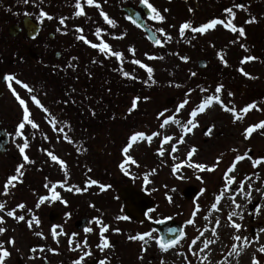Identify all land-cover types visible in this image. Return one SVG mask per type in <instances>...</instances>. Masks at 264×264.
Masks as SVG:
<instances>
[{
  "label": "rangeland",
  "instance_id": "374dc122",
  "mask_svg": "<svg viewBox=\"0 0 264 264\" xmlns=\"http://www.w3.org/2000/svg\"><path fill=\"white\" fill-rule=\"evenodd\" d=\"M105 2L94 0V4L89 6L86 0H81L84 11L79 16L82 32L91 43L100 44L103 41L111 51L121 52L123 58L118 60L84 43L81 65L86 63L89 68L88 65L93 63L91 68L94 67L91 76L89 72L86 79L81 76L68 90L75 105L70 109L66 107L62 95L57 105L54 94L50 93L46 98L38 94L44 121H33L37 128L27 124L31 142L24 154L29 157L30 162L27 163L30 167H25L24 159L20 156L23 161L17 167L24 165L21 168L22 178L14 181L15 187L10 186L7 194L3 191L0 197V203L5 204L4 210L0 211L4 221L0 227L5 229L0 234V242L10 253L3 264H74L82 256L81 264H90L95 260L98 264L101 260L104 264H234L229 254L233 252V245L237 247L235 235L247 237L248 246L245 247L253 250L247 254L244 264H252L253 256L259 264H264V253L259 251V247L264 245V242L259 245L264 240V232L260 231L264 228V194H261L264 190V160L253 166L254 160L264 157V129H255L248 139L244 138V130L248 126L264 121V0L253 7L251 18L255 17V22L246 23L245 18L242 19L240 27L244 28L245 36H240L237 45L224 42L219 45H197V42L159 48L151 45L146 38L132 41L128 37L130 31L124 29L122 20L106 12ZM75 3L76 0H72L71 5ZM97 3L100 8L95 6ZM101 10L116 22L115 26L107 24L109 31L105 24H101L105 22L100 16ZM94 22V33L90 39L89 27ZM97 28L101 29L99 37L96 35ZM130 49H134V53ZM182 56L187 57L189 62L182 60ZM213 56L217 58L215 62L212 61ZM246 56L256 59L245 61ZM204 58L210 62L209 66L200 69L197 63ZM133 60L151 67L152 78L149 79L147 71ZM124 72L134 79L125 77ZM244 72L249 76H245ZM126 79L129 86L124 81ZM135 83L145 84L144 91L131 93ZM221 84L220 99L228 107H234L243 118L234 122L232 113L223 110L215 101L203 113H198L195 118L190 117L191 110L203 98L215 95V88ZM230 92L233 95L230 96ZM135 97L141 99L135 110L129 112ZM186 99L188 103L177 111ZM249 104L255 107L247 113L239 111ZM168 117L180 123L169 120L161 128V123ZM190 118L197 123V127L184 132L183 126ZM210 126H214L212 132L204 134V130ZM187 127L191 128V125ZM135 132L146 135L155 132L159 135L153 136L151 141L134 142L125 154L122 149ZM165 135L173 139L165 143ZM181 135L184 142L177 143ZM173 144L177 148L175 152L171 151ZM193 147L196 152L188 158L186 154ZM161 148L164 149L163 156L159 154ZM49 152L62 160L64 166L53 161ZM246 152L248 155L245 159L235 162V169L227 173L235 180L225 190V172L234 163L235 156ZM128 155L137 163L126 162ZM122 163L128 175L121 170ZM189 163H201L206 168L189 167ZM176 165L179 167L173 174L172 168ZM214 165L212 171L207 170ZM235 171L238 173L233 175ZM145 175L151 181L148 184L144 183ZM92 179L110 187L101 191L99 183H88ZM241 183L243 192H250V196L242 194ZM128 184L154 201L152 209L155 211L150 212L142 223L124 213L118 192ZM188 187H195L197 191V195L190 199L184 196ZM77 188L81 191L77 192ZM53 191L59 194V200L52 199ZM217 195L221 199L217 209H212L211 204L216 202ZM41 196L49 199L37 208ZM168 196L172 197L171 203ZM239 196L242 199L241 211L234 222L241 224V229L237 232L226 219V215L230 216L233 212L231 204L226 201L230 199L229 202L233 203V199ZM223 201L226 203L222 204ZM254 201H257L256 208ZM20 203L25 204L24 209L16 207ZM10 210H14L16 215H24L25 221L17 222L13 217H8L7 211ZM52 211L61 215L55 222L49 219ZM32 216L37 217L39 224L33 221L29 228L27 221ZM118 216L127 219H117ZM85 218L90 220V224L83 230L77 229L75 223ZM94 218L109 226L103 235L110 247L103 251L97 247L102 225H97ZM190 218L194 223L186 224ZM164 220L178 222L185 233L183 239L168 251H161L153 240H148L142 248L143 241L129 239L144 232L159 238L160 235L150 224ZM53 226H56L58 233L55 239L52 236ZM88 228L92 231H86ZM117 228L120 231H114ZM37 232L42 235H36ZM200 232L216 238V246L206 250L200 247L199 242L193 244L192 240L200 236ZM9 239H13L14 243L9 244ZM77 244L80 246L76 247ZM86 252L91 255L86 256Z\"/></svg>",
  "mask_w": 264,
  "mask_h": 264
},
{
  "label": "flooded vegetation",
  "instance_id": "af4514ba",
  "mask_svg": "<svg viewBox=\"0 0 264 264\" xmlns=\"http://www.w3.org/2000/svg\"><path fill=\"white\" fill-rule=\"evenodd\" d=\"M260 1L149 0V3L165 17L163 22L150 20L148 10L140 0H106L104 8L109 16L113 14L122 20L124 29L130 31L128 37L132 41L146 38L156 48L163 45H186L197 42H199L197 45L204 43L219 45L222 42L237 45L241 40L238 32L233 33L223 25H217L204 34L185 30L183 37L179 34V28L185 22L199 27L214 18L224 19L227 23L229 18L224 11L226 8H233L235 18L231 22L240 27L242 19L245 18L244 22L250 20L254 5ZM71 3L72 0L69 3L67 0H42V2L28 0L27 3L25 0H0V197L3 195L8 178L16 175V167L23 161L20 159L18 145H22L25 138L28 145L31 142L27 124L21 130L23 136L15 135L17 125L23 119V108L13 95L12 89L25 101L30 113L29 118L32 121H44L41 111L43 107L40 108L33 102V96L38 100L40 93L44 98L50 93L54 94L58 105V99L62 95L65 106L70 109L75 103L68 90L73 88L81 76L86 79L88 72L91 76L93 63L88 65L89 68L86 63L81 65L84 41L78 37L84 34L77 32L78 28L82 29V23L76 15L75 5ZM237 4L243 7H234ZM40 11L46 12L52 19L40 17ZM61 19L64 20L63 24L60 23ZM142 22L154 33L156 39L161 40V45L148 39L140 25ZM101 24H105L109 31L106 22ZM94 25L95 22L89 27L90 39L94 33ZM159 28H163L165 33L171 36V40L165 42L166 38L157 32ZM135 42L132 43L136 44ZM216 60V56H213L212 61ZM200 61H205V66H209L210 62L207 58ZM186 62H189V59ZM5 75L15 76L16 79L27 84L32 91L29 92L16 84L15 80L10 82L11 88H9V82L3 79ZM137 85L138 83L134 84L133 92L135 87L138 88L143 84ZM61 105L59 100V106ZM23 164L26 168L30 167V164L24 161Z\"/></svg>",
  "mask_w": 264,
  "mask_h": 264
},
{
  "label": "snow or ice",
  "instance_id": "6c2138e0",
  "mask_svg": "<svg viewBox=\"0 0 264 264\" xmlns=\"http://www.w3.org/2000/svg\"><path fill=\"white\" fill-rule=\"evenodd\" d=\"M27 2H28V0H25V3H27ZM86 3H87V5L91 6V5L94 4V0H86ZM140 3L148 10L149 19L150 20L158 21V22H163L165 20V17L163 15H161L160 11L157 8H155L151 3H149V0H140ZM95 6L97 8H100V5L98 3ZM234 7L242 8L243 6L237 4ZM75 8L77 9V11H76V15L77 16H80V15H83L84 14V11H83V8H82V5H81V0H76ZM165 11H167V9H165ZM224 11L228 14L229 20H228L227 23L225 22L224 19H219V18L211 19L209 22L204 23V24H202L199 27H194L191 23L185 22V23L181 24V26L179 28V34H180V36L183 37L185 35V30H190L193 33L204 34L207 30L212 29V28H215V26H217V25H223L224 27L230 29L233 33H237L238 32L239 36H241V37L245 36V30H244V28L243 27H237V26H235L231 22V20L235 18V13L233 12V8H226ZM39 16L40 17H47L48 19H52V17L49 16L44 11H40ZM100 16L103 17L104 21L108 25L115 26V23L116 22L114 20L110 19L109 16L103 10L100 11ZM129 19H131V18H129ZM253 22H255V17H252L250 20L246 21V23H253ZM60 23L63 24L64 23V20L61 19ZM133 23H135V21H133ZM77 32H82V29H79L78 28L77 29ZM157 32H159L161 36H163V37L166 38L165 42L171 40V36L168 35L167 33H165V31H164L163 28L157 29ZM100 34H101V29L100 28H97L96 29V35H97V37H99ZM78 39L84 41V43H86V44H91V47H93V48H99V50L101 52L105 53V54H110L112 56H115L118 60H122V58H123V54L121 52H119V51H115V52L111 51L110 46L107 43H104L103 41H101L100 44L91 43L90 41H88L85 38L84 35H80L78 37ZM155 43L157 45H161L162 44V42H161L160 39H156L155 40ZM130 51H132L134 53L135 50L134 49H130ZM153 58H155V57H149V59H153ZM181 59L187 61L188 58L182 56ZM221 59L223 60V57H221ZM254 59H256V57H254V56H246L244 58L245 61H251V60H254ZM132 62L135 63V64H138L141 68H144L147 71V73H148L149 79L152 78L153 69L151 67H148L147 65L141 63L139 60H133ZM224 63L226 64V61H224ZM241 71L243 72V69H241ZM243 74L245 76H249V74L246 73V72H244ZM123 75L125 77L133 78L134 79V77H131L130 74L127 73V72H124ZM192 75H195V73H192ZM3 79L5 81H8L9 82V85H8L9 88H11V83L10 82L13 81V80H15V83L16 84L21 85L22 87H24L25 89H27L29 92L32 91L31 88H29V86L27 84L22 83L20 80L16 79L15 76H13V75H5L3 77ZM222 88H223V85L222 84L221 85H218L215 88V95H208L207 97L203 98L201 100V102L191 110L190 117L195 118L198 113H203L207 108L213 106V101H215V103L216 104H219L223 110L232 113L233 118H234V122L236 120L242 119L243 117L240 116L237 113V110L234 107H232V108L228 107L220 99L219 93H221ZM12 91H13V95L19 101L20 106L23 108V119L17 125L16 130H15V135L16 136H23V133H22L21 130L25 128V124H30L32 128H37L38 125L29 118L30 117V113H29L28 107L25 104V101L23 99H21L19 97V95H17V93L15 92L14 89H12ZM201 91H207V89H201ZM229 95L231 96L233 94L230 92ZM140 99H141L140 97L133 98L132 104H131V108L129 109V112L135 110V108L137 107V102ZM144 99L146 100L147 97H145ZM32 100H33L34 103L37 104V106L42 107V105H40V102L37 100V98L35 96L32 97ZM187 103H188V100L187 99L184 100L179 105V108L177 109V111H179L180 108H183ZM253 107H255L254 104H249V105L245 106L244 108L240 109L239 111L240 112H243V113H247L249 111V109H251ZM45 111H47V110L45 109ZM192 118H190L187 121L186 125L183 126L184 132H190L192 128L197 127V123H195ZM169 120H171L172 123H175V124H179L180 123L179 120H175L172 117H168V118H166L161 123L160 127L161 128H164V126L169 123ZM187 125H191V128L187 127ZM213 128H214V126H210L207 129V132L210 134L212 132ZM255 129H264V121H261V122H258L257 124L248 126L244 130V138L245 139H248L249 136H250V134H252ZM59 131L62 132L63 129H59ZM156 135H159V133H155L154 132L151 135H146L144 132H135V133H133L130 136L128 144L122 149V151L125 154H127L128 151H129V148L132 147V145H133L134 142H138L139 140L151 141L152 138H153V136H156ZM65 138H67V137H65ZM172 139H173L172 136H168V135H165L164 136V142L165 143H167L169 140H172ZM183 142H184V136L181 135L179 137L177 143H183ZM28 146L29 145H28V142H27V139L26 138L24 139V142H23L22 145H18L19 152H20L21 156L23 157V159H24V161L26 163L27 162H30L29 161V157L24 154L25 153V149L28 148ZM171 151L172 152L177 151V148H176V145L175 144H173L171 146ZM195 152H196V149H195V147H193L191 150H189L187 152L186 155H187L188 158H191L192 155ZM48 154H49V156H51V159L53 161H57L62 167L64 166V162L62 160H59L56 155H53L51 152H49ZM159 154L161 156L164 155V149L163 148H161L159 150ZM247 155H248V153L246 152L244 155H237V156H235L234 163L231 166H229V168L225 172V177H226L225 190L227 189V185H230L235 180V177L234 176L228 177L227 173L228 172H231V171H233L235 169V166H236L235 165V162H238V161H241V160L245 159V157ZM219 159L220 158L218 157L217 158V164L219 163ZM261 160H264V157H262L261 159L254 160L253 166L255 167V165L260 164L261 163ZM127 161H131L133 164H136L137 163L130 155H128L126 157V162ZM188 166L189 167H194V168L200 169V170H204L206 168V165L201 164V163H195V164L189 163ZM23 167H24V165L21 164L19 167L16 168V175H12V176H10L8 178L7 182L4 185V194H7L8 189H9V186L15 187V184L13 182L14 181H18L19 177L23 175V173L21 172V168H23ZM178 167H179V165L173 166V168H172L173 174H175L177 172V168ZM214 167H215V165L212 166V167H208L207 170L208 171H212ZM120 168H121L122 171L125 172V175H128L127 171H125V168H124V164L123 163L120 165ZM154 171L155 170H153V172ZM177 178H182V177H177ZM197 179H201V177H197ZM150 182L151 181L148 179V176L145 175V177H144V183L145 184H148ZM88 183L95 185V184H98L99 182L96 181V180H94V179H92V180H89ZM107 187H110V186L109 185L102 184V183H99V188H100L101 191L105 190ZM249 188H251V184H249ZM75 190L77 192H80L81 191V189H79V188H77ZM240 190L242 191V194L243 195H246V196H250L251 195L250 192H243V184L242 183L240 185ZM173 191H174V189H173ZM257 191H260V189H257ZM48 199L49 198L46 197V196H41L39 202L36 204V207L39 208L40 205L42 203H44L45 200H48ZM52 199L59 200L60 199L59 194L57 192L53 191L52 192ZM220 199H221V196L220 195H217L216 196V202L211 204V208L212 209H217V203L220 201ZM168 201H169V203L172 202V197L171 196H168ZM233 203H235V200L234 199H233ZM16 207L19 208V209H24L25 208V204L20 203ZM237 207H240V205H237ZM4 208H5V204L4 203H0V211H3ZM196 210L197 211L199 210V205L196 206ZM30 211L31 210L29 209V212ZM149 211L152 212V211H155V210L154 209H150ZM257 211H259V206H257ZM236 215H238V213H236V212H232L231 213V216H236ZM7 216L8 217H13L14 219L17 220V222H19V221H25V216L24 215H16L14 210L7 211ZM231 216L229 217V220H231ZM94 219H95V223L97 225H102L99 228V232H100V244H98L97 247L100 248L101 251H103L105 248L110 247L107 238L103 235L104 232L108 231V227L109 226L107 224H102V221L100 219H98V218H94ZM117 219H127V217H119L118 216ZM241 219H242V217H241ZM33 221H35L37 225L39 224V220L37 219V217L32 216L31 219L27 221V224H28V227L29 228L32 227V222ZM3 222H4L3 221V217H0V224H2ZM193 223H194V221L191 218L186 221V224H189V225H191ZM216 224L217 225L219 224V221L218 220L216 221ZM231 226L237 232H239L240 229H241V224H239V223L232 222ZM4 231H5V229L3 227H0V234H2ZM86 231H92V229L91 228H88V229H86ZM114 231H117L118 232L120 230L117 228V229H114ZM168 231L170 233H176V229H171L170 228ZM260 231L261 232H264V228H262ZM213 232L215 233V229H213ZM203 234H204L203 232H200V236H203ZM36 235L41 236L42 233L37 232ZM57 235H58V233L56 232V226H53V229H52V236H53V238L55 239V237ZM179 236L180 237H184L185 236V233H184L183 230H180L179 231ZM200 236L196 237V239H199ZM146 237H147V239H145ZM129 239L130 240H133V241H135V240L143 241L144 243L141 246L142 248H144V246L147 245L148 240H153L158 245V247L161 249V251H168L169 248H171L172 246H174L177 243V240H175V239H171L170 238V239L165 240L162 237L161 238H158V237L153 236L152 233H150V232H144L142 234L132 235V236L129 237ZM196 239L192 240V243L193 244L196 243ZM242 239L245 242H247V237H241L240 235H235L234 236V240H236V241H241ZM213 242L214 241H211V240L204 241L203 242L204 243V248H207L208 245L210 243H213ZM8 243L9 244H13L14 243V240L13 239H9ZM70 243H71V241H70ZM79 246H80L79 244L76 245V247H79ZM85 246H87L86 245V242H85ZM232 250H233V252L236 251V245H233V249ZM32 251H36V249H32ZM41 251H43V249H41ZM50 251H54V250H51L50 249ZM201 251H203V249H201ZM259 251L261 253H264V245H261L259 247ZM9 255H10L9 251H7L6 249H4V247H3V242H0V264H3L5 258L8 257ZM85 255L86 256L87 255H91V253L86 252ZM83 258H84L83 256L80 257L79 259H77L74 262V264H81V260H83ZM100 264H104V261L101 260L100 261ZM252 264H259V262L257 261V259H256L255 256H253V258H252Z\"/></svg>",
  "mask_w": 264,
  "mask_h": 264
},
{
  "label": "water",
  "instance_id": "95a60500",
  "mask_svg": "<svg viewBox=\"0 0 264 264\" xmlns=\"http://www.w3.org/2000/svg\"><path fill=\"white\" fill-rule=\"evenodd\" d=\"M141 26L148 34V38L150 39V41L155 43L156 37L154 33L151 30H149L145 25H141ZM199 67L204 68L205 62L204 61L199 62ZM205 133H208L207 130L205 131ZM194 195H196L195 187H188L187 189H185L184 196L186 199H190ZM119 196L124 204L126 215L136 221L142 222L146 220L148 213L150 212L149 210L152 209L154 205V202L149 197H147L145 193L135 189L132 185L121 188L119 192ZM57 218L58 216L56 217H54L53 215L51 216L52 221H55ZM88 224H89V220L85 219L81 222H77L76 227L82 230L86 228ZM153 227L165 240L171 238L177 240L178 243V241L182 238L179 236V231L182 229L180 228L178 223L174 221H169L160 224H153ZM170 228L176 229V233H170L168 231ZM93 264H97V262H94Z\"/></svg>",
  "mask_w": 264,
  "mask_h": 264
},
{
  "label": "bare ground",
  "instance_id": "6f19581e",
  "mask_svg": "<svg viewBox=\"0 0 264 264\" xmlns=\"http://www.w3.org/2000/svg\"><path fill=\"white\" fill-rule=\"evenodd\" d=\"M222 164H223V163H222ZM222 164H221V166H222ZM237 173H238V172L235 171V172L233 173V175H235V174H237ZM261 194H264V190H263V192H262ZM229 200H230V199H229ZM229 200L226 201V202H228L229 204H231V209H232V211L238 213V215H236V216H231V215H230V216H231V220H229V217H230V216L226 215V219H227V221H228V224H229V226H231L232 222H234V218H238V217L240 216L242 199H241V197L239 196L238 199L235 200V203H230ZM226 202L223 201L222 204H224V203H226ZM231 202H232V201H231ZM222 204H221V207H222ZM237 205H240V207L238 208ZM256 205H257V201H254V206H255V208H256ZM232 211H231V212H232ZM223 212H225V211L223 210ZM211 230H213V228H212ZM215 239H216V238H214V237L204 236V235H203V236H200L199 240H198L196 243L198 244V242H199L200 247H204V243H203L204 241H208V240L214 241L213 243H210V244L208 245V247L206 248V250H209L212 246H216V240H215ZM263 242H264V240H262V241L260 242L259 245H261ZM245 246H248V245H247L246 242L242 239L241 241H238V243H237V247H236V251H235V252H232L231 254H229V258L234 259V260H233V261H234V262H233L234 264H237V263L244 264V263L246 262L247 254H248L249 252H252V251H253V250H250L249 248H247V247H245Z\"/></svg>",
  "mask_w": 264,
  "mask_h": 264
},
{
  "label": "trees",
  "instance_id": "16d2710c",
  "mask_svg": "<svg viewBox=\"0 0 264 264\" xmlns=\"http://www.w3.org/2000/svg\"><path fill=\"white\" fill-rule=\"evenodd\" d=\"M137 86H140V85H137ZM145 89L144 85H141L140 87H135L134 91L136 92L137 90H140L141 92H143Z\"/></svg>",
  "mask_w": 264,
  "mask_h": 264
}]
</instances>
